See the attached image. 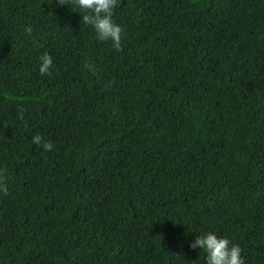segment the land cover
Instances as JSON below:
<instances>
[{"label":"trees","instance_id":"16d2710c","mask_svg":"<svg viewBox=\"0 0 264 264\" xmlns=\"http://www.w3.org/2000/svg\"><path fill=\"white\" fill-rule=\"evenodd\" d=\"M112 18L119 50L67 4L0 0V264H204L206 231L264 264V0Z\"/></svg>","mask_w":264,"mask_h":264},{"label":"clouds","instance_id":"9594fccd","mask_svg":"<svg viewBox=\"0 0 264 264\" xmlns=\"http://www.w3.org/2000/svg\"><path fill=\"white\" fill-rule=\"evenodd\" d=\"M57 3L67 4L72 12L78 13L80 23L90 26L99 40L110 41L113 49H120L122 27L112 18L115 0H65L63 4L57 0ZM38 60L39 73L49 74L51 56L45 51ZM31 140L45 151L53 150V144L43 140L39 134L33 135ZM0 193H7V186L3 183H0ZM187 246L204 253V264H243L240 246L231 242L227 236H218L214 231L195 235Z\"/></svg>","mask_w":264,"mask_h":264}]
</instances>
